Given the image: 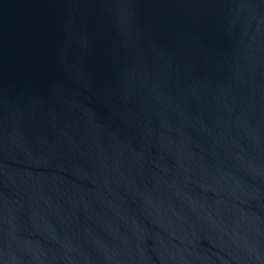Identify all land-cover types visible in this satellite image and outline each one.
Here are the masks:
<instances>
[{
    "label": "water",
    "instance_id": "obj_1",
    "mask_svg": "<svg viewBox=\"0 0 264 264\" xmlns=\"http://www.w3.org/2000/svg\"><path fill=\"white\" fill-rule=\"evenodd\" d=\"M0 264H264V0H0Z\"/></svg>",
    "mask_w": 264,
    "mask_h": 264
}]
</instances>
